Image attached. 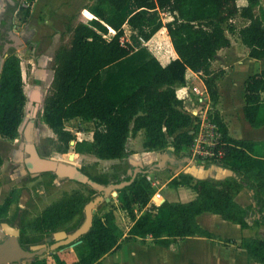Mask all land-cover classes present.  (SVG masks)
I'll list each match as a JSON object with an SVG mask.
<instances>
[{
	"label": "trees",
	"instance_id": "16d2710c",
	"mask_svg": "<svg viewBox=\"0 0 264 264\" xmlns=\"http://www.w3.org/2000/svg\"><path fill=\"white\" fill-rule=\"evenodd\" d=\"M21 1L16 0L17 16L22 11ZM129 1L91 0L82 16L84 21L66 26L70 41L61 44L55 52L52 80L41 113L43 124L56 137L57 153H67L70 142L75 140L64 124L77 118L94 125L91 141L75 142L73 148L77 154L99 160H123L129 155L128 139L140 131L144 133L142 147L145 151H164L172 147L169 151L172 154L189 152L194 143V136L189 133L191 118L182 111V101L176 92V87L185 82L186 70L200 73L215 106L219 98L216 82L224 71L213 70L211 64L221 49L230 47L227 34L235 32L232 22L236 17L246 22L237 35L247 49V56L253 60L264 59V9L260 0H244L245 6L237 5L240 0H131L137 11L126 19L122 12ZM140 10L158 11L171 20L163 23L158 14L149 17ZM24 11L23 16L27 18L29 9ZM14 12L7 10L0 29L11 30ZM125 25L145 40L165 28L176 58L162 65L146 47L134 50L125 40ZM5 34L0 31V55ZM243 92L245 121L252 128L263 127L264 69L244 81ZM26 102L19 58L2 57L1 138L14 141L19 137ZM212 117L220 133L218 147L222 152L220 163L216 164L233 175L223 179H198L189 172H181L169 184L191 188L196 193L195 199L188 202L163 200L155 214L146 212L141 216L135 214L136 206L147 205L155 190L143 170L134 178H123L122 181L129 184L117 189V200L133 222L123 241L150 238L153 244L167 248L176 239L211 238L212 234L197 223L202 213H211L238 225L241 231L251 226L264 227V141L232 138L217 110L212 111ZM2 164L0 156V168ZM77 170L99 185L109 184L106 179ZM51 176L56 178L54 174ZM243 188L252 193L253 207H243L236 201ZM85 190V193L74 190L64 194L32 220L24 221L22 215L14 217L19 221L21 248L29 251L31 246L45 244V235L58 231L63 230L67 235L77 231L84 223L86 205L96 194L89 186ZM19 195V189H12L0 202V223L9 222L10 208L18 202ZM251 208L254 212H250ZM252 213L255 217L249 225ZM122 236L109 212L94 213L87 232L75 240L79 242L78 259L70 264H107L102 261L103 257L119 249ZM238 246L249 261L264 264V236H243ZM53 259L55 264H66L56 255ZM27 264L49 263L35 252Z\"/></svg>",
	"mask_w": 264,
	"mask_h": 264
},
{
	"label": "crops",
	"instance_id": "0c3cea01",
	"mask_svg": "<svg viewBox=\"0 0 264 264\" xmlns=\"http://www.w3.org/2000/svg\"><path fill=\"white\" fill-rule=\"evenodd\" d=\"M15 1V0H14ZM23 1V0H22ZM237 3L241 6L246 5V1L240 0ZM262 3V2H261ZM91 4V0H34L29 3V16L27 17V22L29 24H32L35 29H37V42H40L41 44L45 43L46 37L50 38V33L51 29H60L62 28L63 23H68L70 20H74L75 24L77 25L80 23L79 17L80 13L83 16L85 13V9L87 5ZM263 7V6H262ZM137 9L133 2L130 0L126 7L123 10V15L127 19L131 14L136 12ZM141 12L145 13L149 17H153V15H161L158 11H150V10H140ZM41 16V18L39 16ZM167 15V14H164ZM17 17V15H16ZM170 17V16H169ZM161 18V17H160ZM171 18V17H170ZM41 19V20H40ZM43 20V22H42ZM171 20V19H170ZM169 20V21H170ZM168 21V22H169ZM42 22V23H41ZM164 23V22H163ZM166 23V22H165ZM73 25V26H74ZM124 29V36L125 40L135 49V46L129 41V36H137L139 41L141 42L142 47H149L148 51L155 56L159 62L162 65L168 64L172 59L176 58L172 47L170 49H167L165 46V43L163 41L164 36L165 38L168 36L165 32V28H161L157 33H155L149 40H145L137 31L132 30L129 28L127 25L123 27ZM23 33V32H21ZM164 33V34H163ZM25 40H29L27 38L30 37V31L29 28L24 32ZM112 34V33H111ZM111 34L107 36V39L110 38ZM245 51L247 52V49L244 47ZM228 48L221 49L218 53L216 58H223V60L227 61H233L235 65V72L234 73H226V69H219V70H225L223 73V76L216 82L217 84V89H218V94L219 98L215 106H213V110H217L218 113L220 114L224 124L226 125L228 129V133L230 137L235 138V139H245V140H252V141H264V126L259 127V128H252L249 126V124L245 121L244 116H242L241 111L238 117H230L228 114V110L232 109V103L229 99L231 96V93L233 92L232 90L234 89L235 82L239 80V76L236 77L231 81V84H229V90L227 91L228 94L223 93V88L227 87V81L226 78L228 75H236L237 73V66L241 65L243 62H250L252 65H257L253 71L250 73H247L246 79L258 72H260L262 69H264V59L262 60H253L249 58L248 56H245L244 59L237 60V56H219L222 53H226ZM168 58H171V60H168ZM251 61H250V60ZM215 61V60H214ZM213 61V62H214ZM254 61V62H253ZM256 61V62H255ZM258 61V62H257ZM212 62V64H213ZM211 64V68H212ZM215 70L214 68H212ZM22 74V80L23 78V72L21 70ZM195 74L190 71L186 70L185 73V82L176 87L178 96H181L184 90V86L193 81L192 78ZM225 75V76H224ZM186 76L190 77L186 80ZM198 80H201L200 76L198 77ZM245 80V79H244ZM243 80V82H244ZM24 81V80H23ZM225 91V90H224ZM27 97V96H26ZM226 104L222 100L223 98L226 99ZM261 99L264 100V93L261 94ZM244 101V92H243V100ZM229 104V105H228ZM212 108V107H211ZM243 112V107L241 108ZM228 118V121H227ZM73 120V119H72ZM70 121V120H69ZM230 121H237L239 124L243 127L242 129H245L247 131H250L251 134H246L244 131H240L237 126L231 127L229 124ZM23 123V122H22ZM33 124V123H32ZM92 124V123H91ZM22 125V124H21ZM30 125V123H29ZM21 127H19V137L15 139L14 141H8L4 138L0 137V143L2 145L0 146V156L3 160L2 167L0 168V179L3 175V172L5 170V167L8 166H18L19 172L18 175L20 174V177L22 176H27V177H37L41 173L47 172L48 174H54L56 178H53L54 183H59L60 180H64V182L67 181L66 178H61L56 175L55 171H52L50 169H44V167H41V164L44 163H51L50 161H47L46 159H41L40 157L42 154L39 153V156L37 155L36 149L35 154H36V162L35 164H29L31 162L30 159H32V156H29V158L25 159L24 153L17 149L18 147L20 148V144L16 146L20 138L23 139L25 142L26 146L28 144L29 146H32L33 143H31V135L34 139L35 132H31L33 125L30 128V132H27V128L23 129L21 131ZM44 127H46L49 131H51L45 124ZM254 129V130H251ZM26 133H29L30 136H28ZM32 133V134H31ZM52 133V132H51ZM246 135H245V134ZM53 134V133H52ZM29 137V138H28ZM91 138H92V131H91ZM30 139V140H28ZM92 140V139H91ZM89 140V141H91ZM6 141V142H5ZM34 141V140H33ZM87 141V140H86ZM144 141V133L143 131L138 132L136 135L131 136L127 143H126V150L128 152V157L127 160L128 163L131 165V167L127 168L125 172L123 171L121 176V181L125 177H131L134 178V176L141 172L142 170L144 173H146V177L148 181L151 183L153 186L154 190L159 192L160 194L162 193L163 189H170L172 191V194L169 195V198L164 197L163 194H161V197L163 200L169 201V202H188L196 197V193L189 187L187 186H172L169 184L170 180L176 177L179 173L181 172H190L192 169H195L197 172H208L203 171L201 166L198 167V169L191 167V168H184L182 169L181 166L176 162L173 158H169L168 156L164 154H160L159 151H145L142 147ZM139 143V151H135V146L138 145ZM16 146V147H15ZM170 148V147H168ZM170 149L173 150L171 147ZM19 150V151H18ZM28 150L26 149V152ZM29 153V152H28ZM191 151L189 149L188 154H190ZM91 156V155H90ZM47 157V156H46ZM96 161L99 162H106V163H116L118 160H99L96 158ZM158 161V164L163 166L159 171H163L165 174H170L168 172L169 169H172V167H177V170H173L174 174L171 176L170 179L165 178L166 182L162 187H157V184L154 183L152 174L157 173L158 169L153 168L155 164L152 165V163H155ZM189 162V161H188ZM22 164V165H20ZM24 164L28 167L26 168L27 170L25 171L24 169ZM54 163L52 162L50 165H53ZM62 164V163H61ZM136 165H141L142 167L137 169L135 167ZM57 166L58 164H54ZM191 165V164H190ZM219 166H222L220 164H217ZM192 166V165H191ZM223 167V166H222ZM76 168V166H74ZM219 169V168H218ZM220 171V170H219ZM222 173V172H220ZM17 175V176H18ZM19 176L15 179V181L12 182H17L19 180ZM115 180H113L114 182ZM19 182V181H18ZM121 183H124L122 181ZM12 184V183H11ZM18 184V183H17ZM111 185H117V184H111ZM6 186V185H5ZM3 184H0V190L2 191L3 188L5 187ZM12 189H19V188H12ZM11 189V190H12ZM244 189L243 188L240 190L242 192ZM10 187L5 188V192L8 196L10 193ZM20 190V189H19ZM247 190V189H246ZM117 191V190H116ZM115 191V192H116ZM249 191V190H248ZM112 197L114 196V191L110 190L108 194H112ZM239 192V194H240ZM250 192V191H249ZM25 190H20V195H19V200L18 202L14 203L9 211V222L8 223H0V264H27L29 262V258L35 253L39 252H46L50 258V261L47 260L49 264H55L53 256H57L60 260L64 261L66 264H70L72 262L77 261L78 255L76 251V246L79 244V242H69L67 240H61V235L63 234L62 231H58L52 234V238H46V246H43L41 251H36L38 249V246H31L29 251H24L21 246L19 245L18 242V236H19V227H18V222L19 221H14V217H11V212L14 209V206L17 207V211L23 209L25 210L29 209V207L32 205L30 198L25 194ZM238 194V195H239ZM236 196V201L237 197ZM252 195V193H251ZM6 196V197H7ZM6 197H1L0 195V202H3ZM106 201H109L111 204H107V206L112 205V208L110 207L109 212L112 215V218L119 228V230L122 233V239L120 241V247L117 251L108 254L103 257L102 261L107 264H257L254 262H251L247 259L246 253L243 249L239 248L238 243L240 242V239L242 238V231L238 225L232 224L230 222L224 221L219 218H211V221H207L205 223H201L202 217H205V214L207 213H202L197 217V223L206 231L210 232L212 234L211 238H205V237H199V236H194V237H186L184 239H176L172 240L170 242L169 247L164 248L161 246H157L153 244L152 240L150 238H135L132 241H123L125 238L129 228L132 226L133 222L131 218L129 217L128 213L123 210L119 206V202L117 200V192H116V197L111 201V199L107 198ZM238 202V201H237ZM240 204V203H239ZM241 205V204H240ZM243 206V205H241ZM246 207V206H243ZM249 208V207H247ZM96 208H93V213H95ZM142 209H137L135 208V214L137 216H141ZM22 211V212H23ZM107 212H101L99 215H102ZM212 217V216H210ZM120 219L121 223L119 224L117 221ZM209 220V219H208ZM223 222H227L232 224V229L237 231V237L235 240L229 238V236L221 235L214 231V228L221 227L223 225ZM250 225V223H249ZM124 227V228H123ZM212 227V228H211ZM64 236H62L63 238ZM226 238L229 239L226 241L225 244H223L219 239ZM49 239V241H47ZM52 240H57L53 244H50ZM51 245V246H49ZM198 246V247H196Z\"/></svg>",
	"mask_w": 264,
	"mask_h": 264
},
{
	"label": "rangeland",
	"instance_id": "374dc122",
	"mask_svg": "<svg viewBox=\"0 0 264 264\" xmlns=\"http://www.w3.org/2000/svg\"><path fill=\"white\" fill-rule=\"evenodd\" d=\"M262 2V3H261ZM1 3H4L3 0H0V7ZM261 6L264 9V0H260ZM238 6L239 3H237ZM88 6V5H87ZM29 7V1L28 0H23L21 1L20 8H22L21 15L22 17H19L16 15L17 12H14L13 14V23L15 25L14 32L13 34L15 36L21 37V32L22 37H25L24 32L29 28L30 31V37L27 38L29 39V43L27 46H23L24 43H22V46L20 48H12L9 47L7 49V54L8 55H14L20 60V66L21 70L23 72V85H24V92L27 96V102L24 107V116H23V123L21 127V131L25 129L26 127L29 126V123H33V128L31 129V132H35V137L33 139L31 135V143L33 145L28 148V144L26 146L25 142L23 141L22 138H20L19 143L16 145L18 146L20 144V148L18 147L20 151L24 153V158L27 159L29 156H31V151L32 154L35 152L34 149H36L37 155L39 156V153L42 154L40 157L41 159H46L47 161H50L51 163L53 162L54 164H63L65 166H76V169H82L84 170L88 175L93 176V177H99L102 179H106L109 181V184L106 186L102 185V188H108L111 186L113 183V180H121V176L123 171L131 165L128 163L127 160H118L116 163H106V162H99L96 161V158L94 156L90 155H84V154H77L75 153V150L73 146L70 145V148L68 149L67 153L60 154L55 152V145H56V137L54 134H52V131H49L46 127H44V124L41 120V113H42V104H43V99L47 93V90L49 88L50 82L52 80V74H53V64H54V55L56 50L61 44H69L70 41V34L66 31V26H73L75 24L74 20L68 21V23H63L62 28L60 29H51L50 33V38L46 37L45 43L41 44L40 42H37V29L34 28L32 24H29L27 22V18L24 17V10L28 9ZM255 13L258 14V9L255 10ZM39 16V15H38ZM154 16V15H153ZM24 17V18H23ZM41 18V16H39ZM161 17L162 22H168L171 18L168 15L161 14L159 15ZM41 20V19H40ZM80 22H83L84 19L80 13L79 17ZM43 22V20H42ZM41 22V23H42ZM245 20L241 19L240 17H236L233 22L232 26L235 29L234 33H228L227 36L230 39V47L226 51V53H222L219 56H237V60L244 59L245 56H247V52L244 49V46L241 44L237 32L238 30L245 24ZM164 34V33H163ZM164 36V43L167 49H170L171 43L169 41V38H165ZM107 38V36H106ZM23 39V38H22ZM24 40V39H23ZM129 41L135 46L136 49L142 48L141 42L139 41L137 36H129ZM149 48V47H147ZM135 50V49H134ZM149 50V49H148ZM173 50V49H172ZM174 53V52H173ZM168 60H171V58H168ZM250 60V59H249ZM251 61V60H250ZM254 62V61H253ZM256 62V61H255ZM258 62V61H257ZM235 63V62H234ZM233 61H227L223 60V58H216L215 61L212 64V68L215 70L219 69H226V73H234L235 72V65ZM257 66V65H256ZM255 65L250 64V62H243L241 65L237 66V73L236 75H228L226 80L227 81V87L223 88V93L228 94L229 90V84H231V81L235 79L236 77H239L240 75L243 77H240L237 82H235L234 89L232 90L233 92L231 93V96L229 97L231 103H232V109L228 110V114L230 117H238L241 111V114L243 116V112L241 108L244 105L243 100V86L244 82L243 80H246V75L247 73H250L253 71L256 67ZM225 76V75H224ZM236 76V77H234ZM244 80V81H245ZM193 85H198V82L195 81L193 82ZM225 90V91H224ZM225 104H226V99H222ZM229 105V104H228ZM211 111H213V105L211 102ZM228 121V118H227ZM229 124L231 127L237 126L240 131H244L246 134H251L250 131H247L245 129H242L243 127L239 124L237 121H230ZM65 129L68 130L75 138L73 141L74 143L77 141H89L91 140V131L94 130V125L91 123H86L81 121L80 119H73L70 121L65 122ZM254 130V129H251ZM23 132V131H22ZM244 133V134H245ZM28 136L29 133H26ZM32 134V133H31ZM245 134V135H246ZM264 135V134H263ZM262 136L261 138H263ZM34 140V141H33ZM1 142V141H0ZM6 142V141H5ZM3 143V142H2ZM0 143V146L2 145ZM196 143V141H195ZM15 146V147H16ZM171 148V147H170ZM167 148L164 151H159L160 154H164L168 156L170 159L173 158L178 164L181 166L182 169L186 168H191L194 167L198 169L199 166L203 169V171L210 170L212 167H217L219 168L220 172H225L228 171V169L217 165L214 162H208L205 163L204 165L201 164L200 161H197L196 159H192L191 154H188V152L180 153V154H172L169 151H172V149ZM26 149L28 150L26 152ZM135 151H139V143L138 145L135 146ZM18 150V151H19ZM29 152V153H28ZM69 154H74L73 160L70 162L69 161ZM47 156V157H46ZM127 159V158H126ZM189 161V162H188ZM153 168L158 169L157 173L152 174V178L155 184H157V187H162L167 179H170L171 176L174 174L173 170H177V167H172V169H169L168 172L170 174H165L163 171H159L163 166L158 164V161L155 163H152ZM192 166H191V165ZM22 165V164H20ZM135 167L137 169L141 168V165H136ZM19 167L17 166H6L5 170L3 172V175L0 179V184H3L5 187L3 190H0V195L1 197H6L7 194L5 192L6 187H10V190L12 188H19L20 190H25L27 196L30 198L31 201V206L29 209L25 210V212L21 210L17 211V207L14 206L13 211L11 212V217H16L19 215H22V218L24 221L32 220L36 216L40 214V212L47 207L48 205L58 201L64 194L70 193L74 190H80L82 192H86L85 187L88 186L84 182H79L75 179H67L66 182L64 180H60L59 183H54L53 178L51 174L44 172L41 173L37 177H27V176H22L20 177V174L18 175L19 172ZM28 168L24 164V169L25 171ZM19 176V182L15 181V179ZM211 177H214V175H211ZM12 183V184H11ZM18 183V184H17ZM114 184V183H113ZM108 194L105 191H96V194L93 196V199L90 202H93L94 200H97L98 198H101L102 200L99 201L94 207L96 208L95 213H101V212H107L110 210V207L112 208V205L107 206V204H111L109 201H106L107 198L111 199V201L116 197V195ZM164 197L169 198V195L172 194V191L168 189H163L162 193ZM238 203H240L243 206L246 207H253V202H252V195L251 192L248 190L244 189L242 192L237 197ZM89 202V203H90ZM250 212H254L251 208ZM212 216V217H210ZM213 217H217L216 215H213L211 213L205 214V217H202L201 223H205L207 221H211ZM254 214L252 213L250 219L248 222L250 225L253 223L254 219ZM19 219V218H18ZM118 219V218H117ZM209 219V220H208ZM220 219V218H219ZM14 221H18L13 219ZM221 221V220H220ZM119 224L121 223L120 219L117 221ZM223 225L218 228H214V231L221 235L229 236V238L235 240L237 237V231L232 229V224L223 222ZM124 228V227H123ZM212 228V227H211ZM61 232V231H60ZM62 235H61V240L63 241L64 239L66 240L67 236H72V234L67 235L63 230H62ZM62 236H64L62 238ZM243 236H264V227H257V226H251L250 229H246L242 231V237ZM46 238H52V234L50 235H45V240ZM64 240V241H65ZM76 238H72L70 242H75ZM229 239L226 238H220L219 241H221L223 244L226 243V241ZM57 241V240H54ZM43 246H46L47 248L50 249L45 244L39 245L36 249V251H41ZM51 246V245H49ZM198 247V246H196ZM39 255H42L43 258H47V260L50 261V258H48V254L46 252H39Z\"/></svg>",
	"mask_w": 264,
	"mask_h": 264
},
{
	"label": "built area",
	"instance_id": "2783aa9c",
	"mask_svg": "<svg viewBox=\"0 0 264 264\" xmlns=\"http://www.w3.org/2000/svg\"><path fill=\"white\" fill-rule=\"evenodd\" d=\"M193 73L195 74L192 78L193 81L187 83L184 86L182 95L178 96L182 101V111L191 118L189 133L194 136V143L190 148V154L192 159L200 161L203 165L208 162L220 163L222 156V152L218 147L220 133L213 121L211 100L202 79L197 81L198 85H193V82L200 76L199 72ZM188 78L190 77L186 76V80ZM162 201L161 194L155 191L147 205L144 207L136 206V208L139 210L142 209V213L150 212L155 214L156 208Z\"/></svg>",
	"mask_w": 264,
	"mask_h": 264
},
{
	"label": "water",
	"instance_id": "95a60500",
	"mask_svg": "<svg viewBox=\"0 0 264 264\" xmlns=\"http://www.w3.org/2000/svg\"><path fill=\"white\" fill-rule=\"evenodd\" d=\"M4 1V0H3ZM6 2H8V4L10 5L11 9L15 10V1L14 0H6ZM4 3H1V7H0V15H2L3 11H4ZM9 36H10V39L15 43V45H13L14 48H20L22 46V40L18 37V36H15L13 34V32H9ZM12 45H6L5 48H4V51H3V57H7L8 54H7V49L9 47H11ZM32 126V123H30V125L28 126L27 128V132H30V128ZM29 138V137H28ZM30 140V139H28ZM75 143L73 141L70 142V145L73 146ZM31 146H29V149H30ZM32 148V147H31ZM31 156H32V159L31 162L29 164H32L36 162V154L35 152L32 154V151H31ZM69 158V161L71 162L74 158V154H69L68 156ZM51 164V163H50ZM49 163H44V164H41V167H44V169H50L52 171H55L56 172V175L58 177H61V178H67V179H75L79 182H84L86 183L89 187H91L92 189L96 190V191H105L106 193H108L110 190H113L114 191V195H116V190L117 189H120L126 185L129 184V182H124V183H119L117 185H111L109 186L108 188H105L103 189L102 188V185H99L91 180H89L85 175L81 174L80 172H78V170L72 166H65L63 164H58L57 166H55L54 164L53 165H50ZM191 175H193L195 178H198V179H201V178H206V177H211V175H214V177H211V178H216V179H223L227 176H231L233 175L231 171H225V172H222L220 173L219 169L217 167H212L208 172H197L195 169H192L190 172H189ZM102 199L101 198H98L97 200H94L93 202H90L86 205L85 209H84V213H85V220H84V223L81 225V227L75 231L72 236H67L66 240L67 241H71L72 238H76V240L81 236L83 235L85 232H87V230L89 229L90 225H91V221H92V217H93V208L94 206L99 203V201H101ZM49 241V239L47 240Z\"/></svg>",
	"mask_w": 264,
	"mask_h": 264
},
{
	"label": "flooded vegetation",
	"instance_id": "af4514ba",
	"mask_svg": "<svg viewBox=\"0 0 264 264\" xmlns=\"http://www.w3.org/2000/svg\"><path fill=\"white\" fill-rule=\"evenodd\" d=\"M15 4H16V6L15 7H17V2H16V0H15ZM4 11H3V13H2V15H0V27H1V21H2V19H3V16L5 15V13L7 12V10H9V9H11V7H10V5L8 4V2H6V0H4ZM19 8V7H18ZM6 27V26H5ZM14 28H15V25H14V23H13V26H12V28H11V30H8V31H4V29H0V31L1 32H5L6 34H5V36H3V38H2V40H1V42H2V52H1V55H0V60L2 59V57H3V51H4V48H5V46L6 45H12L11 47L12 48H14L13 47V45H15V43L10 39V36H9V32H14L13 30H14ZM21 37H19L21 40H22V43H24V45L23 46H27V44H30L29 43V40H25L24 39V37H22V33H21V35H20ZM24 40H23V39Z\"/></svg>",
	"mask_w": 264,
	"mask_h": 264
}]
</instances>
